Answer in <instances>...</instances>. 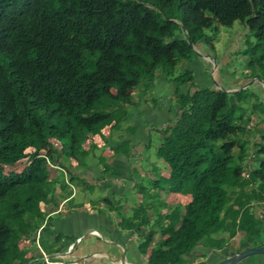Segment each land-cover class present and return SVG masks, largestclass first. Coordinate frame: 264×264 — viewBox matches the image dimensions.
I'll use <instances>...</instances> for the list:
<instances>
[{"label": "trees", "instance_id": "16d2710c", "mask_svg": "<svg viewBox=\"0 0 264 264\" xmlns=\"http://www.w3.org/2000/svg\"><path fill=\"white\" fill-rule=\"evenodd\" d=\"M236 22L246 25L248 41L255 38L251 54L263 52L251 64L264 75V0H0V264H45L43 254L28 257L20 244L37 245L43 233L62 242L44 213L50 201L52 209L60 205L49 190L52 171H68L56 164L58 150L84 165L85 143L119 126L117 111L132 103L130 91L170 76L180 61H195L197 44L212 45L220 27ZM172 81L192 87L193 74ZM245 92L177 90L181 111L157 149L169 178L154 188L190 201L166 206L155 230L143 232V253L157 233L162 237L148 264H186L200 244L221 234L232 239L243 232L252 246L260 238L253 204L264 201V129L250 149L237 140L244 127L232 116V96ZM261 107L264 120V102ZM251 155L258 163L245 179L242 162ZM145 206L155 208L138 207L142 219ZM147 218L125 222L140 231Z\"/></svg>", "mask_w": 264, "mask_h": 264}, {"label": "crops", "instance_id": "0c3cea01", "mask_svg": "<svg viewBox=\"0 0 264 264\" xmlns=\"http://www.w3.org/2000/svg\"><path fill=\"white\" fill-rule=\"evenodd\" d=\"M195 52L197 53L196 48ZM209 59L211 60V58ZM188 67L190 71H195V73H192L193 76L199 75L200 78H203L202 76L207 74L206 66L202 63L200 64L198 59L190 62ZM159 82L164 84V89H174L176 93L180 88L181 94H187L189 92L193 93L199 89L195 87L193 88V86L191 87L189 85L179 86L173 81L169 82L164 79L161 75L157 76L153 85L155 84L156 86ZM257 82L259 81L257 80ZM140 89V86H138L135 90L129 92L132 103L129 104L130 111L127 112V116L124 119V122L128 120L132 121L139 128L137 132L129 133L126 137L124 136L122 140L116 141L114 138L118 131L113 134L112 129L106 127L99 134L93 136L87 141L86 146H91L93 148L91 150L92 156L100 155L102 158L106 159L110 164L109 166L115 170V174L107 173L103 165H93L92 162H89V159L85 160L84 165L82 166H79L77 161L72 160L71 165L69 166V171L68 173L66 172L68 176L72 173L77 179L84 182L82 187L86 190H90L88 187H90L91 180L94 179L97 188L106 189L110 192L109 197L99 199L100 203H96L95 205L94 203L93 205L86 206L77 203L69 205V203L74 200L70 199L74 196L73 192L71 196L64 197L63 200L60 201L59 208L52 209L54 205L51 201L48 204V211H52V213H48V217H51L52 219L56 217L53 226L51 227V233L53 235L60 234L63 236L61 242L63 249L57 254H64L65 252L72 251L69 256L61 258L65 261H61V263L123 264L124 262L125 264H148L152 248L160 242L162 237L157 233L154 237V243L149 247L146 253H143L141 250V244L144 243L143 232H151L155 230L154 228L157 225L158 212L165 215L168 213V206L184 207L190 201V197L188 196L165 193V191H162L164 192V201L161 205L163 207L160 210L147 207L144 219H142V216H139V214H136V204L141 200L142 203L139 205L145 203L144 195L141 193H146L147 191L145 187L140 186L142 185V182L140 185L138 184L139 178L134 171L136 168V165L133 163L136 161L134 155L137 151L144 154L147 152L141 145L143 142L145 144V139L148 138L147 131L149 127L147 126L153 125L152 128L162 125L168 126L170 122L173 123L177 120L181 111L178 98L169 101L164 98V101L157 105H148V96H145L140 100ZM234 90L235 89L229 88L227 93L232 94ZM127 136H129V139L124 140ZM127 142L129 143V150L131 148L130 156L129 153L118 154L117 152H114V148H119ZM54 143V147L60 149V146H58L59 144L56 142ZM148 145L151 146L150 141H147V144L144 146L150 147ZM159 145L160 143L157 145L156 149L159 148ZM162 175H164L166 179L169 178L168 174L162 172L158 179L152 177V182L156 183ZM148 176L149 175L145 173H142L141 175L142 178H149ZM69 180L68 177V181ZM71 187L73 189L75 188L73 184H71ZM136 189H140L139 194H137L139 200L131 195ZM115 195H129V198L126 201H122L119 198L116 199ZM179 198H181L182 201L177 205L170 202L171 199ZM129 202L132 205L131 213L123 214L122 210ZM260 206H264V201L253 204L255 217L262 224L261 236L257 240L255 246L250 245V243L245 240V233L243 232H239L234 238L229 239L230 241L228 243L225 240V244L220 246L217 239H223L228 237V235H219L217 236V239H210L209 242L200 244L192 254L185 258L186 264H214L219 259L232 257L249 248H259L264 246V209H260ZM138 216L139 220L137 221L135 219ZM146 216L148 217L147 227H140V231L132 228L128 222H125L134 218V225H137L144 221ZM88 235L96 239L99 243H102L103 241V244L109 247H107L105 251L91 252L89 251V246L78 250V246L84 243V237ZM41 236L54 238V236H50L49 233H43ZM80 238H82V240L77 241ZM75 242H77V244L74 247ZM76 253L77 255H75ZM129 256L131 259H129ZM67 259L73 260L67 262ZM238 264H264V256L254 255Z\"/></svg>", "mask_w": 264, "mask_h": 264}, {"label": "rangeland", "instance_id": "374dc122", "mask_svg": "<svg viewBox=\"0 0 264 264\" xmlns=\"http://www.w3.org/2000/svg\"><path fill=\"white\" fill-rule=\"evenodd\" d=\"M207 35L211 36V31H207ZM249 31L245 24L241 22H236L232 28H224L220 27L219 32L215 33V39L212 41V45H208L205 42H200L196 45L198 60L200 64L206 66L207 74L200 78L199 75L193 76V88H214L216 90L228 91L229 88L235 89L232 94L236 92H242L246 90L245 95L243 96H232L231 101L235 102L236 107L233 109V118L235 124L244 127V132L239 135L237 140L239 142L246 144L245 146H249L252 149L253 143L258 142L260 139V135L262 134V130L264 129V120L261 118L260 108L261 104L264 102V81L259 79H264V75L259 68H254L251 61H255L258 59L259 55H262L263 52L259 51L257 57L251 54L253 47L256 45V41L254 37H251L249 40ZM214 36V34H212ZM211 58V60L209 58ZM196 59V60H197ZM190 62L187 61H180L175 68L171 69L170 76L166 73H162L161 77L172 82L175 77L182 76L183 74L187 73L189 70L188 64ZM192 72V71H190ZM195 73V71H193ZM192 72V73H193ZM165 74V75H164ZM257 80L259 82H257ZM190 86V85H189ZM139 93L141 95L140 100H142L145 96H148L147 104L150 106L157 105L164 101V98L169 100H176L179 96L175 92L174 89H164V84L159 82L156 86L149 81H142L140 84ZM192 88V89H193ZM220 88V89H219ZM191 89V91H192ZM151 94V95H150ZM231 94V93H230ZM179 101V99H178ZM254 105L256 108H254ZM120 109V108H119ZM255 109V110H254ZM129 103H125L120 110L117 111L116 122L119 123L117 128H113V124L107 126L108 128L112 129L113 134L117 131V135L114 139L116 141L122 140V138L129 133H135L139 129L132 121L128 120L124 122L123 115L126 112H129ZM124 122V123H123ZM172 123L170 122L168 126H157L156 128H152L153 125L147 126L149 127L147 131L148 138L145 139V144L141 143L144 150L147 152L141 153L137 151L134 155L136 161L133 162L136 165L134 169L135 174L139 178L138 184L142 182V185L146 189V193H141L144 195L145 202L153 205L155 208L160 210L163 206L164 197L163 193L160 189L156 190L155 183L152 182V177L154 179H158L160 177V173L162 172L168 174L167 164L159 158L157 154V145L163 142L165 136L168 134L169 129L172 127ZM105 129V128H104ZM129 139V136L127 138ZM254 139V140H253ZM147 141L151 142L150 147H146L144 145L147 144ZM247 141L249 142L247 145ZM87 145V142L84 146ZM60 146V145H58ZM129 143L123 144L119 148H114V152L118 154H127L131 153V148H128ZM84 150H88L89 153V162H92L93 165H103L106 169L107 173L115 174V170L109 166V162L102 158L100 155L92 156L91 150L93 149L90 147H83ZM56 164L58 165H71V161L68 160L60 150H58ZM251 152V150H250ZM238 149L235 150V154L237 155ZM253 154V153H252ZM78 159H81L79 157ZM86 159V160H87ZM81 161V160H79ZM244 162V160H243ZM242 162V165H243ZM258 163V160H253L252 167H255ZM18 168V167H17ZM16 168V169H17ZM68 171H63L61 168L56 167L54 168L53 175L51 177V194H54L56 205H58L59 201L63 200L64 197H69L73 194L74 196L70 198L72 200L69 205L73 204H82L83 206L86 205H94L96 203H100L99 199L101 198H108L110 192L106 189H100L96 187L95 180L92 179L90 182V190H86L83 188V183L81 180H78L74 183L75 188L71 187V184L68 181ZM67 172V173H66ZM80 172V171H79ZM142 173L148 174L149 178H142ZM72 174V173H71ZM161 180H166L164 175L160 178ZM141 188V187H140ZM140 189L134 190L131 194L132 197L137 198V194H139ZM167 193V192H165ZM143 197V196H142ZM115 198H119L122 201H126L129 198V195L126 196H118L115 195ZM69 199V200H70ZM182 201L181 198L179 199H171L170 202H173L174 205H177ZM132 203V201H131ZM131 203L129 202L126 207L123 208L122 213H131ZM142 200L136 204V208L140 207ZM144 204V203H143ZM92 207V206H91ZM146 207V206H145ZM93 208V207H92ZM147 208V207H146ZM260 209H264V206H260ZM94 209V208H93ZM237 210V208H233ZM45 215L49 213L44 209ZM64 216V215H62ZM56 219L53 218L52 221ZM50 230V229H49ZM48 232V231H47ZM224 236V234H221ZM229 237H225L226 242L228 243L230 240ZM43 248H42V246ZM100 244V245H99ZM22 248L28 247V257H40L41 254L44 252L47 255H52V253L57 252L62 249V244L58 243L54 238L49 237H39L36 244H31L27 241L22 242L20 244ZM89 246V251H105L107 247L102 243H99L96 239L90 237V235L84 237V243L78 246V250ZM77 252V251H76ZM55 254V253H54ZM44 255V254H43ZM77 255V253L75 254ZM255 256H264V255H255ZM250 258V257H249ZM129 259L130 256H129ZM59 262L64 261V259L59 258ZM73 260V259H72ZM67 259L66 261H72ZM91 260V259H90ZM44 262V261H43ZM242 262V261H241Z\"/></svg>", "mask_w": 264, "mask_h": 264}, {"label": "water", "instance_id": "95a60500", "mask_svg": "<svg viewBox=\"0 0 264 264\" xmlns=\"http://www.w3.org/2000/svg\"><path fill=\"white\" fill-rule=\"evenodd\" d=\"M76 244H77V242L74 243V247ZM71 252L72 251L65 252L64 254H53V255L47 256V258L50 260H56V259L63 258V257L65 258V257L69 256ZM254 255H264V246L259 247V248H249V249L244 250L241 253H238L232 257L219 259L214 264H238L241 261H243L249 257H252ZM123 264H125V263L123 262Z\"/></svg>", "mask_w": 264, "mask_h": 264}, {"label": "built area", "instance_id": "2783aa9c", "mask_svg": "<svg viewBox=\"0 0 264 264\" xmlns=\"http://www.w3.org/2000/svg\"><path fill=\"white\" fill-rule=\"evenodd\" d=\"M253 158H254V156L251 155L248 159L244 160V162H243V168H244L243 176L245 179H250V175H251V171H252ZM81 240H82V238L78 239L77 241H81ZM43 254H44L43 260H44L45 264H65V263H61V262H54V260L48 259L47 255L45 253H43ZM56 260H58V259H56Z\"/></svg>", "mask_w": 264, "mask_h": 264}]
</instances>
